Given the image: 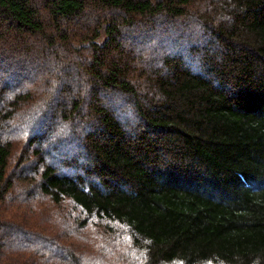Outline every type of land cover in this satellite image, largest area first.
I'll return each mask as SVG.
<instances>
[{"label":"trees","instance_id":"1","mask_svg":"<svg viewBox=\"0 0 264 264\" xmlns=\"http://www.w3.org/2000/svg\"><path fill=\"white\" fill-rule=\"evenodd\" d=\"M0 35V206L23 181L114 256L0 221V264L11 230L42 264H264V0H0Z\"/></svg>","mask_w":264,"mask_h":264},{"label":"rangeland","instance_id":"2","mask_svg":"<svg viewBox=\"0 0 264 264\" xmlns=\"http://www.w3.org/2000/svg\"><path fill=\"white\" fill-rule=\"evenodd\" d=\"M90 11L88 10V13H90L91 16L92 14L95 15V13H97V11H95L94 9ZM98 13H103V12H98ZM157 18H155L154 20H148V23L146 24L150 28L154 27L153 31L151 32L159 31L158 27L161 24V22L160 19H158L157 21ZM142 20L144 22V19ZM74 27L77 28L76 25L72 26V28ZM132 29L134 32L135 30L138 32L141 31V27L139 25H136L135 28L132 27ZM189 33L191 35H194L196 33V30L193 28L189 31ZM1 35L3 36L2 33ZM11 38H12L11 35L5 36L6 40ZM29 38H30L29 44L31 45L36 44L37 41L39 40L36 36ZM71 38L74 37H72L71 35ZM1 43L2 42L0 40V44ZM122 45L127 50L134 51V53H131V56L135 58H137L136 55L137 54L140 55V53L147 55L142 37L133 39L132 37L128 36L125 38V41H122ZM41 56L43 57V61H44L45 57H48V59L50 60L52 55L49 53L48 49L45 50L41 49ZM2 64L4 66L3 62ZM33 67H34L33 64L30 63L25 64L24 72L30 73L29 76H31V69H33ZM34 71L35 69L32 70V73ZM20 87H21L20 84L16 85L14 83H9L8 86V88L11 90H16L17 88L19 89ZM13 153H15V151ZM11 160H14V158H12ZM31 167H32V162L31 160H29V162H23L19 169L29 170V168ZM14 185L15 186L12 189H15L17 191L15 192L13 190L15 193L14 199L13 200L6 199V202L1 204L0 206V208L5 206V208L0 211V221L11 223L15 227H21V229L26 232H32L29 230L33 229V230L43 231L48 234L50 232L49 231L50 226H53L52 222H56L59 225L60 229L65 232L62 234L60 238V243L66 242L65 244L72 246L73 249H78L79 252L82 253L81 255L84 258L86 257L94 258V255L100 254L102 256V261H111L113 259L114 256L102 255V252L109 250L108 246L111 245L109 242H106L107 243L106 245L101 244L97 230L92 231L86 225L83 226L85 229L81 233L78 231L79 227L77 225V222L80 220V218L77 217V212H74L72 209H70L66 203L62 202L60 204L55 205L47 197L41 195L24 198L23 195L20 196V194L23 193V189L26 186V184L23 181L15 180ZM117 228L119 230L121 229V227H117ZM8 235L12 242H15L16 238H19L20 241H23L29 239L30 237L20 232H15L14 234H12V230L8 232ZM87 238L95 239V243L93 247L91 241L90 242L85 241V239ZM105 238L106 237H104V239ZM10 240L6 243H7V247L13 249L14 251L10 255L12 264H38V261L40 264H42V260L46 259V257L44 256L43 257L35 256L33 251L30 249L15 247L16 245L10 242ZM76 240H78L82 244L90 246V248L80 245H75L74 243L76 242Z\"/></svg>","mask_w":264,"mask_h":264}]
</instances>
